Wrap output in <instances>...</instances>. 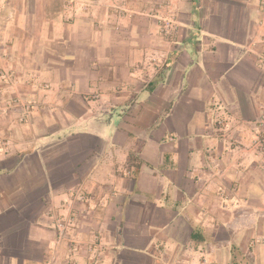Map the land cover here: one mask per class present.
<instances>
[{
    "label": "crops",
    "instance_id": "crops-1",
    "mask_svg": "<svg viewBox=\"0 0 264 264\" xmlns=\"http://www.w3.org/2000/svg\"><path fill=\"white\" fill-rule=\"evenodd\" d=\"M263 111L264 0H0V264H264Z\"/></svg>",
    "mask_w": 264,
    "mask_h": 264
},
{
    "label": "built area",
    "instance_id": "built-area-1",
    "mask_svg": "<svg viewBox=\"0 0 264 264\" xmlns=\"http://www.w3.org/2000/svg\"><path fill=\"white\" fill-rule=\"evenodd\" d=\"M172 21L164 20L163 25L161 26V32L172 35L175 33L172 26ZM19 102V100H18ZM211 105L213 112H217L219 110H226L223 103L219 100L212 99ZM31 101H22L20 102V107L22 109V119L26 117L31 109ZM228 122V116L224 113L215 119L214 125L216 126V130L218 131V135L221 138H225L227 133L225 131L226 123ZM259 133L250 141L251 147L257 150L261 155L264 156V111L259 115L256 121ZM74 223L73 215L71 217H61L55 220V227L58 230L59 237H65V233L69 227H71ZM94 241L97 242V235L94 236Z\"/></svg>",
    "mask_w": 264,
    "mask_h": 264
}]
</instances>
